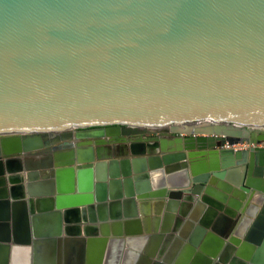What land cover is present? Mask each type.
<instances>
[{"label": "water", "instance_id": "1", "mask_svg": "<svg viewBox=\"0 0 264 264\" xmlns=\"http://www.w3.org/2000/svg\"><path fill=\"white\" fill-rule=\"evenodd\" d=\"M46 226L50 264H264V0H0V264Z\"/></svg>", "mask_w": 264, "mask_h": 264}, {"label": "crops", "instance_id": "2", "mask_svg": "<svg viewBox=\"0 0 264 264\" xmlns=\"http://www.w3.org/2000/svg\"><path fill=\"white\" fill-rule=\"evenodd\" d=\"M36 183L38 182H42V181H35ZM41 199V198H43V197H36L35 198V200L36 199ZM45 198V197H44ZM38 199V200H39ZM197 226H198V223H195V226L193 227V226H191V225H187L186 223H184L183 225H182V230L186 233H188L189 232V234H192L193 233V231L195 230V228H197ZM47 227V226H46ZM49 229H52L51 227H47V228H42V230H41V234H42V238H40L39 240H41L43 243H45L41 248H45V251H42L41 252V254H37V253H34L35 254V256L37 257V258H35L34 260L36 261V262H40L41 264H50V263H53L54 262V259H56V258H58V255H59V251H57V252H55L54 253V247L52 246L51 247V241L52 240H50V239H47V238H50V237H47V235H50L49 233H48V230ZM187 230V231H186ZM179 233H180V230L179 231H176L175 232V234H176V236H178L179 235ZM190 237V236H189ZM47 243V244H46ZM183 243H186V241L184 240L183 241ZM102 247H103V244H101L100 245V249L102 250ZM127 248V247H126ZM168 249H170L169 250V252L172 254V256L174 255V258L176 257V256H180L183 252H184V250L183 251H181L182 250V244L180 243V244H175V240L169 245V247H168ZM181 249V250H180ZM107 253H108V251H107ZM111 253V252H110ZM121 253H122V250H121ZM122 254H125V251L122 253ZM121 254V255H122ZM91 255L92 256H94L95 254H94V252H93V250H92V252H91ZM120 255V256H121ZM65 256V253H64V251L62 252V257H64ZM189 260V262H191L192 260H193V257H189L188 258ZM196 259V258H195ZM194 259V260H195ZM189 264V263H188Z\"/></svg>", "mask_w": 264, "mask_h": 264}, {"label": "flooded vegetation", "instance_id": "3", "mask_svg": "<svg viewBox=\"0 0 264 264\" xmlns=\"http://www.w3.org/2000/svg\"><path fill=\"white\" fill-rule=\"evenodd\" d=\"M166 137L167 138H171V137H173L172 135H166ZM185 241H186V239H185ZM227 241V240H226ZM201 248L199 247V248H196L195 249V253L191 256V257H193V260L196 258L197 259V257H196V252H198V251H200V253H204V252H201V250H200ZM220 253V252H219ZM205 255H206V253H204ZM208 255V254H207ZM208 257L209 258H211L212 259V261H213V264H216V262H218L219 260H218V254L215 256H212V255H208ZM219 263V262H218Z\"/></svg>", "mask_w": 264, "mask_h": 264}, {"label": "built area", "instance_id": "4", "mask_svg": "<svg viewBox=\"0 0 264 264\" xmlns=\"http://www.w3.org/2000/svg\"><path fill=\"white\" fill-rule=\"evenodd\" d=\"M245 147H246L245 145H238V146H236L237 149H243Z\"/></svg>", "mask_w": 264, "mask_h": 264}]
</instances>
